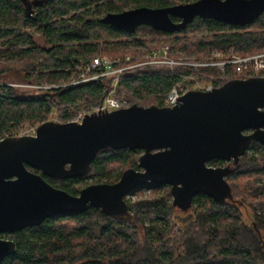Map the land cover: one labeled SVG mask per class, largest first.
<instances>
[{
  "label": "trees",
  "instance_id": "1",
  "mask_svg": "<svg viewBox=\"0 0 264 264\" xmlns=\"http://www.w3.org/2000/svg\"><path fill=\"white\" fill-rule=\"evenodd\" d=\"M196 1L41 0V5L35 6V14L31 13L32 9L27 11L21 0H0V41L6 40L2 46L7 47L0 51V57L6 55L8 60L18 58L21 62L0 64V81L12 71L22 74L31 86L57 84L64 73L65 81H71L83 71L82 63L122 55L121 42L111 44L109 40L139 37L142 29L163 34L149 27H140L134 34H128L104 25L105 15ZM173 20L179 22L177 18ZM30 26L39 27L46 47L37 46L33 33L27 30ZM203 30L214 34L186 37L179 48L193 52L203 61L208 60L213 51L233 52L240 57L264 53V15L243 28L197 18L186 30L176 34ZM203 72L217 76L212 70ZM228 73L227 80L213 81L215 87L252 75L249 71L238 75L232 69ZM177 81L167 69H152L128 74L121 86L133 103L140 97L143 100L140 106L165 107L164 95ZM110 86L111 80L107 79L34 96L2 83L0 140L14 136L26 124L38 126L47 122L55 109L72 114L97 105ZM250 150L256 152L246 153L238 171L232 174L236 177L228 180L233 201L221 204L201 195L194 199L193 209L184 213L173 207L170 190L128 203L129 216L122 218H111L97 208L55 217L41 226L6 234L17 245V253L2 264H264V240L258 233L264 230V198H259L264 193L261 177L264 146L254 142ZM141 154V151L131 150L101 151L86 176L73 180L45 179L55 188L76 196L90 185L117 183L126 170L138 169ZM213 163L223 165L225 162ZM90 178L98 180L86 183ZM248 211L251 212L250 222L245 218ZM137 225L144 228L142 238Z\"/></svg>",
  "mask_w": 264,
  "mask_h": 264
},
{
  "label": "water",
  "instance_id": "2",
  "mask_svg": "<svg viewBox=\"0 0 264 264\" xmlns=\"http://www.w3.org/2000/svg\"><path fill=\"white\" fill-rule=\"evenodd\" d=\"M263 15L264 0H198L109 13L102 23L128 34L149 27L174 35L197 18L243 28ZM254 142L264 146V77L233 79L212 91H190L173 107L134 104L87 114L81 122H45L35 135L0 140V234L91 208L111 218L129 216L126 197L149 184L170 186L173 207L184 213L201 195L221 204L233 201L227 178ZM105 150L141 151L138 169L126 170L115 184L90 185L76 196L46 181L45 177L86 176ZM218 160L230 164L209 166ZM16 253L14 241L0 239V264Z\"/></svg>",
  "mask_w": 264,
  "mask_h": 264
},
{
  "label": "built area",
  "instance_id": "3",
  "mask_svg": "<svg viewBox=\"0 0 264 264\" xmlns=\"http://www.w3.org/2000/svg\"><path fill=\"white\" fill-rule=\"evenodd\" d=\"M171 51L170 46L162 45L158 48L147 50L138 56L127 54L123 57L110 58L103 56L92 59L89 63L82 64L83 71L77 78L69 82L66 87H76L108 79L112 81L110 89H113L121 85L122 79L128 74L144 70L167 69L178 80L165 100V107H173L179 103V99L183 95L190 91L214 90L216 87L213 81L230 78L229 69H232V72L238 75L249 71L252 73L250 77H264V53L240 57L234 55L233 52L227 54L222 51H213L210 54V58L206 61L183 63L178 61L171 54ZM184 66L193 68H185L193 70V74L182 70ZM205 70L215 71L217 76L211 77L202 74L201 72ZM197 71H200V73L197 74ZM128 107H130L128 100L109 94L101 100L95 112H113ZM82 120L83 118L78 122Z\"/></svg>",
  "mask_w": 264,
  "mask_h": 264
},
{
  "label": "rangeland",
  "instance_id": "4",
  "mask_svg": "<svg viewBox=\"0 0 264 264\" xmlns=\"http://www.w3.org/2000/svg\"><path fill=\"white\" fill-rule=\"evenodd\" d=\"M27 30L31 31L33 33L34 39H35L38 47H46L42 33H41L38 26L37 27L30 26L27 28ZM213 34H214V32H212V31H208V30L204 31L203 30V31H197L194 34L192 32H188L185 35H178V34L166 35V34H155L151 30H143L142 29L140 31L139 37H132V38H127V39H115V38H113V39L109 40V43L112 44L116 41H120L121 42V48L119 50L121 51L123 56H125L127 54L138 56L140 54H143V52H145L147 50H150L153 48H158L162 45H168L171 47V50H172L171 54L178 61H181L183 63H193V62H199V61H203V60L199 59L196 56V54H194L193 52H189L185 49L179 48V43L184 38H186V37L191 38L193 35L196 37H204V36H211ZM4 41H6V40L0 41V51L7 49L6 46H2ZM23 48L24 47H21V49H23ZM122 55L118 56V57H123ZM210 56H209V58H210ZM0 61L2 62L0 64H3V65L20 64L21 63V62H19L18 58L8 60V57L6 55H3V57L1 56ZM82 64H81V68L83 69ZM185 68H187V69H193V68H190L187 66L182 67V70H184L185 72H187L189 74L190 73L193 74V70H187ZM196 73L199 74L200 71H197ZM65 74L66 73L61 74V77H59L60 79H59L57 84L53 83V84H47V85H43V86H41V85L31 86L25 81V77L22 74H20L16 71H12V73H9L4 77L5 78L4 81H2V82L0 81V84L4 83V84L10 85V86H14L22 94L36 96V95L45 94V92H47L48 90H55V89H59L62 87L67 88L66 85L69 82H71L73 79H75L76 77L73 78L71 81L67 82V81H65ZM221 81H224V80H221ZM111 84H112V81H111ZM169 93L170 92H168L164 96L167 97ZM109 94H113L117 98H125L126 100H128L130 106L134 105V103H136L138 105V104H142V102H143L142 98L137 97L136 102L133 103V101L127 97L126 91L123 89V87L121 85H119L117 88H113V89L108 88L106 95H109ZM100 102H98L97 105H92V106H89L87 108H83V109L76 111L72 114L71 113L68 114L64 110H61V109H55L53 111V113L51 114V116L49 117V120L47 122H57V123L78 122V121H80L81 118H84L85 115L95 112L96 109L98 108V105L100 104ZM144 107H149V106H144ZM39 126L40 125L33 126V125L26 124L21 129H19L15 133L14 136L35 135V132ZM255 152H256V150H250L247 153L249 155H252ZM212 163L209 166L213 167V168H220V167L228 166V165L222 166V165H217V164H214V163L212 164ZM137 164H138V162H137ZM235 177L236 176L231 175L227 178V181L234 179ZM261 177H262V180L264 181V172H262ZM94 180H98V179L97 178H95V179L90 178V179H86L85 182L91 183ZM170 190H171L170 186H154V185L149 184L145 187H141V188L134 190L133 192H131L126 197L125 200H126L127 204L128 203L133 204L136 202H140L142 200L150 199V198L155 197L159 194H166V193L170 192ZM259 198H264V193ZM171 203H173V197L171 199ZM249 212L250 211L246 212L247 215L245 218L247 219V221L250 222L251 219H250L249 215L251 212L250 213ZM177 220L180 223V220L179 219H177ZM137 229L139 231L140 237L142 238L144 235L143 226L137 225ZM3 235L4 234H0V239L9 240L7 236H3ZM260 237L263 238V240H264V230H261V236Z\"/></svg>",
  "mask_w": 264,
  "mask_h": 264
},
{
  "label": "flooded vegetation",
  "instance_id": "5",
  "mask_svg": "<svg viewBox=\"0 0 264 264\" xmlns=\"http://www.w3.org/2000/svg\"><path fill=\"white\" fill-rule=\"evenodd\" d=\"M23 2V5L25 8H27V11L32 9L31 13H35L37 14V12L35 11L36 7L35 6H40L41 4V0H31V2H29L28 0H21ZM33 4V5H32ZM32 5V7L30 6ZM218 161H222V160H218ZM225 163L222 166H226L228 165L230 162L224 161ZM117 218H122V217H117ZM3 236H6V234H4Z\"/></svg>",
  "mask_w": 264,
  "mask_h": 264
}]
</instances>
